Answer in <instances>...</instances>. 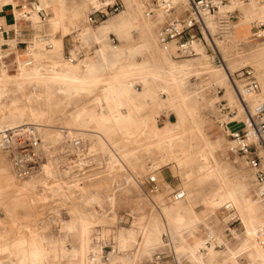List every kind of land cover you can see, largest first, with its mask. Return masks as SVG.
Returning <instances> with one entry per match:
<instances>
[{
    "label": "rangeland",
    "instance_id": "1",
    "mask_svg": "<svg viewBox=\"0 0 264 264\" xmlns=\"http://www.w3.org/2000/svg\"><path fill=\"white\" fill-rule=\"evenodd\" d=\"M134 2L142 4L143 9L147 7L146 0H134ZM224 3L219 8V12L228 11L230 14L228 25L219 28L216 17L207 16L206 19L213 22V28L210 30L207 24L205 30L197 31L193 43L195 53L177 54L174 43H171L169 51H165L157 44L156 29L164 18V13L157 6L151 17L160 14L162 18L160 21L153 24L147 23L144 13L139 11L125 28L136 31L134 33L129 30L114 32L113 34L117 37L115 45H119L121 41L123 45H132L141 41L154 42L160 52L153 54L151 50L134 57L126 56V60L139 63L143 58L148 61L165 57L173 62L191 60L196 63V61L205 60L211 66H225L229 73L228 80L235 94L237 90L233 80L239 83L238 75L245 68H252L262 92L264 32L261 36H256L253 32L255 20L264 17V0H224ZM124 8L125 3L121 10ZM180 8L182 6L178 10ZM44 10L48 17L49 11L45 8ZM178 10L172 14H177ZM87 22L96 25L102 21ZM40 23L45 26L47 19L41 20ZM42 32L48 34L52 44L50 47L40 38ZM75 34V30L65 34L58 30L44 28L32 34L18 48L14 47V41H9L11 48L7 50L13 51V54L8 56V61L6 60L9 72H16V64L13 62L15 51L26 52L30 41L37 39L42 44L43 52L33 58L34 63L43 66L46 70H49L51 65L66 68L69 64L72 69L69 75L83 79H99L96 84L86 90L63 92L64 94L47 97L41 85L25 84L22 89H17L10 83L5 99L8 102L9 97L14 96L20 99V104H25V98L28 97L30 99L27 102L28 105L43 110L45 118L39 123H47L53 126L51 129L54 130L50 132L43 130L42 136L47 141L60 144L58 126H66L79 133L87 142L86 144L98 152L99 166L96 172L98 175L85 182L78 192L64 189L60 182L51 179L53 171H60L62 161L65 160L62 159L63 154H60L56 160L46 159L42 163V165L49 164L50 170L42 168L44 173L17 178L13 174L8 153L0 150V261H3V256H10L11 260L17 259L21 250L19 241L27 240L30 235H36L38 239L54 244L57 258L48 264L73 262L78 253L74 251V247L79 246L81 239L89 243L83 255L90 264L87 253L93 246L94 234L99 232L103 236L114 235L120 249L124 250L114 255L107 264L113 263L115 258L118 260L116 264H138L143 260L144 254L151 256L152 252L162 249L160 246L150 250L145 248L146 232L153 226L154 221L158 222L161 241V234L166 230L173 238L175 252L183 253L185 259L191 262L190 264L194 263L184 251L186 246L200 248L198 253L204 254L213 248H215L213 251L223 249L226 241L237 243V239L232 238V230L240 234L244 227L236 207L231 204L233 206L231 209L225 208L223 203L212 209L205 202L223 177L225 181H235L237 177L244 175L248 188L253 193L256 191L251 168L243 156L227 151V137L218 123L220 118H239L237 113L230 114L228 117L226 112L221 114L218 109L220 101L228 104L227 85L219 81L221 73L199 69L200 72L191 75L185 85L181 86L182 88L161 86L156 82H149L144 86L140 80L133 78L135 75L128 74L131 81L119 83L122 93L113 97L110 91L106 90L114 74L113 71L116 72L122 68L124 70L128 63L122 60L103 66L95 53L98 44L92 41H80ZM55 41L59 43L57 51L46 54L45 52L53 49ZM68 52L76 57L74 61L67 60ZM228 61L236 63L232 70L228 68ZM89 64H94L98 72L88 71ZM3 66V61L0 60V68ZM124 73L127 75L128 72ZM128 75L123 77V80L128 78ZM123 100L128 104H121ZM228 105L236 112L235 104ZM3 108L4 106L0 103L1 112H5L2 111ZM8 112L6 110V114ZM129 112L131 116L127 120L118 121L113 118V115L126 116ZM166 122L172 123L171 134L177 135L171 153H167L162 144L154 142L147 133L148 130H163ZM143 123L147 128L143 126ZM205 139L211 142L209 165L215 170L219 169V175L215 171L212 173L214 170L212 168L210 175L196 174L197 165L200 163L197 153L204 146ZM148 174H154L160 184L158 191L149 194L145 181ZM31 178L37 179L28 182ZM113 178L117 180L118 188L115 192H110ZM126 180H128L127 184H125ZM55 187H59V190ZM176 187H183L186 194L189 192V197L193 199L191 201L184 199V202H187L181 209L177 205L179 199L172 200L169 197V191ZM94 192L97 194V200L102 203L105 195L109 192L112 194L110 212H107V208L103 206L104 203L96 209L89 205L87 198ZM255 196L256 194H253L252 198L256 199ZM168 206L174 209L170 211L172 220L182 221L190 217H198L208 223L209 227L198 230L184 246L170 225L169 218L167 219L164 215L163 208ZM122 214L125 215L122 219L124 221H118ZM129 214L132 215V220L127 219L131 217ZM55 216L59 218L52 221ZM71 219L72 221L68 223ZM73 224L74 228L67 227ZM83 224L85 230L81 228ZM207 231L214 233L219 245L211 244L202 249ZM121 233L124 240L120 237ZM221 237L225 242L221 241ZM198 239H201L202 243ZM4 247L5 249L2 250ZM241 260L242 264L246 262L243 257ZM257 262L258 260L247 261L248 264Z\"/></svg>",
    "mask_w": 264,
    "mask_h": 264
},
{
    "label": "bare ground",
    "instance_id": "2",
    "mask_svg": "<svg viewBox=\"0 0 264 264\" xmlns=\"http://www.w3.org/2000/svg\"><path fill=\"white\" fill-rule=\"evenodd\" d=\"M62 1L65 3V0ZM124 3L125 8L123 10H121L120 12L118 11L119 13L116 12L117 14L114 13L112 15H109L106 20L98 24V31L96 34L97 37H99L98 35H105L110 30L116 31L118 33L121 32L120 30L125 29L129 24V21L133 17H136L139 11H142V13H144V7L142 4H137L134 2V0H124ZM96 4L97 2L94 3L92 0H69L68 10L83 8L86 11L85 14L87 17V10L89 6ZM144 16L146 18L147 23H150V21H158V19H156L155 17L146 16L145 14ZM206 23L209 25L211 30V28H213V22L211 20L206 19ZM81 35L83 36L84 34ZM151 50L153 54H155V52H160L159 48L155 46L154 42L141 41L132 45H123V41H121L120 45L118 46L110 47L102 45L98 52H96L97 55L100 57V60H106L108 59L106 57L111 56L115 57L116 62L125 60L128 63L126 64L124 70L122 68V70L118 69L116 70V72L115 70L113 71L114 74L111 76L112 79H110V84L106 87V90L110 91L113 97L122 93L119 83H129L131 81V77L129 75L131 74L133 76L135 75V77L133 78L140 80L144 86H146L149 82H156L161 86L164 85L166 87L179 88L185 85L186 81L191 75L200 72L199 69L201 71H218L221 73L219 81L225 82L227 85L226 87L228 89V104H235L237 106L236 113L239 114V118L246 119L244 109L242 108V105L238 103L235 90L228 80L229 73L227 72L225 66H211L210 63H208L207 61L199 59H197L199 61H196V63L192 62L191 60L173 62L167 60L165 57L148 61L143 58L141 63L134 62L129 59L126 60L127 55H129L130 57H134L135 55H142L144 53L146 54L148 52H151ZM14 55L15 56L13 62L14 64H16V72L10 73L9 67L5 63V71L3 72V74L0 75V103L4 106L2 111H5L1 112L0 110V112L2 113V116L0 117V128L4 126H13L23 123H37L41 126L42 135L43 130L47 132L54 131L53 129H51L53 128V126L47 123H39L41 119L45 118L44 111L28 105L27 102L30 101L28 97L25 98V104H20V99L14 96H10L9 101H6L5 96L9 91L7 87L10 83L14 86V88L17 89H22L25 84H33L34 86L41 85L43 87V93L46 94L47 97H49L55 94H61L63 92L86 90L93 84H96L99 80L94 78L83 79L69 75L68 73L72 71V69H70L71 66L69 64L68 66L66 65V68H59L58 66L51 65L49 66L50 69L46 70L43 66L34 63L33 57L30 54L22 55L15 53ZM26 56H28V59L26 58ZM29 59H31L30 63L27 62V60ZM101 64H103L104 66L107 63ZM227 65L228 68L232 70L236 66V63L228 61ZM47 71L52 72L49 73ZM88 71L94 73L98 72V69L94 65H89ZM123 72H128L127 75L129 74L128 78L130 79L126 78L128 80H123L125 76L127 77V75H125V73L123 74ZM237 85H239V83H237ZM245 99L248 102L250 108H252L256 104V102L262 100L264 101V86L262 92H260L259 94H247L245 95ZM122 103L128 104V102L125 100L121 101V104ZM6 110L9 111L8 114H6ZM130 116L131 112H129L126 116L113 115V118L118 121H124L127 120ZM229 116L230 114H228V117ZM143 126L147 128L144 123ZM172 129V123L166 122V125L164 126L163 130H148L147 133L150 135L154 142H156L157 144H162L167 153H171L173 152V146L177 138V135L171 134ZM211 152V142L205 139L204 146L197 153L198 161L200 163L197 165L198 168L196 174H200L203 176L210 175L209 172L214 169L211 165H209L208 162V155L211 154ZM176 154L180 155V153H175V155ZM41 168H44L43 170H50L51 166L49 164H43L41 165ZM214 171L218 172V175L220 174L219 169H214L212 173ZM36 179L37 178H31V180H29L28 182L36 181ZM55 188L59 190V187ZM252 193L253 192L248 188V182L244 175L237 177L235 181H225V178L223 177L221 182L218 184V187L212 190L208 200H205V202L209 204L212 209L219 207L225 202H230L233 206L236 207V211L239 214V218L241 219L242 225L244 227V230L240 234H237L234 230L231 229L232 238L237 239V243L235 244H233L234 242L230 241L225 242L222 237L220 238L221 241L225 242V247L220 250V252L225 256L223 257L224 259L212 255L211 252L197 256L195 251L197 250V248H194L192 246L187 247L185 245V243L188 242L198 230L209 227L208 223L204 222L203 219L198 217H190L187 219H183L182 221H174L170 218V211L174 210L173 207L168 206L166 208H163L165 217L167 219L169 218L170 225L173 227L175 234L181 239L184 246H186L184 248V251L185 253H187L189 259L193 261V263L242 264L241 258L243 257L246 261L243 264H248V260L253 261L254 259H258L259 264H264V244H259L254 236L256 229L262 224H264V201L261 200V198L257 195V190L254 195L256 194L255 197L259 198H252ZM184 199H186L187 201L193 200L189 197L188 192L184 198L179 199L177 201L179 209H181L183 205H185V203L187 202H184ZM67 227L74 228L75 225H67ZM81 228L85 230V225H81ZM120 237L124 240V236L122 233L120 234ZM198 241L202 243L201 239H198ZM198 241L196 242L197 245L199 243ZM19 243L21 246V250L18 254L19 256L17 258V264H47L50 261H55L57 258V253L55 252V248H53L54 244L49 241H42L38 239L36 235H30L27 240H21L19 241ZM88 244L89 243L87 242V240L84 241L83 239H81L79 246H77L76 248L74 247V251H79L80 253H83L84 249L88 247ZM144 244L145 248L149 250L154 249L161 244L160 229L158 227L157 221H154L153 226H151V228L147 230ZM4 249L5 247L2 250ZM79 259L80 264H86L83 257L80 256ZM1 263L2 262L0 261V264Z\"/></svg>",
    "mask_w": 264,
    "mask_h": 264
},
{
    "label": "built area",
    "instance_id": "3",
    "mask_svg": "<svg viewBox=\"0 0 264 264\" xmlns=\"http://www.w3.org/2000/svg\"><path fill=\"white\" fill-rule=\"evenodd\" d=\"M19 1L20 16L28 17L36 0ZM223 4H225L224 0H146L147 7L144 9V14L151 17L156 9L155 6L164 13V18L156 29V42L161 48L169 51L171 43H174L177 54H192L195 53L193 43L197 31L202 32L207 28V16L216 17L219 28L228 25L230 17L228 11L219 12V8ZM180 6L182 8L178 10ZM123 7L124 0H98L96 5L89 6L87 21L91 23L99 22L120 11ZM176 10H178L177 14H172ZM36 12L40 20L47 19V12L43 7L37 8ZM254 28L253 33L256 36H261L264 32V17L255 20ZM1 29L2 25L0 24ZM108 37L109 42L115 45L117 37L113 33H109ZM40 38L45 41V45L49 47L52 45L48 34L42 33ZM8 54L9 51L0 46V59ZM75 59L76 57L68 52L67 60L72 62ZM27 62L30 63L31 59ZM238 77L239 85L233 80L237 90L236 98L244 109L246 119L237 117L220 118L218 123L227 137V151L245 158L253 173L257 195L264 201V101H258L250 108L245 99L247 94H259L261 86L252 68H245ZM218 109L221 114H224V112L226 114L236 113L234 109L229 108L225 101L219 102ZM231 123H235V126L232 127ZM57 131L60 144L45 140L42 136L41 126L37 123L4 126L0 128V150L8 153L13 174L17 178H26L36 173H44L41 168L44 160H56L60 154H63L62 159L65 160L62 161L61 169L60 171L54 170L51 179L60 182L64 189L78 192L85 182L98 175L96 173L99 166L98 152L87 145L85 139L71 128L58 126ZM145 181L148 185V194L159 190L160 184L154 174H148ZM127 183L128 180L125 184ZM111 184L112 189L110 192H115L118 188L117 180L113 178ZM110 192L104 196L103 202L107 212L111 211L110 200L112 194ZM96 195L94 192L87 198L89 205L95 209L103 204L97 200ZM185 195L186 190L183 187L172 188L169 191V197L172 200L181 199ZM223 205L225 208H232L230 202H225ZM124 217V214L120 215L118 221H124L122 220ZM58 218V216H55L52 221ZM132 218L131 215L127 219L132 220ZM163 235L167 237L166 243L172 248V239H170L166 230L163 231ZM254 236L259 244H264V224L256 229ZM92 244V248L87 253L90 264L109 262L115 254L124 251L120 249L116 238L112 234L103 236L96 232ZM203 244L202 249L211 244L219 245V242L212 231H207ZM160 259L161 252L155 253L153 264H158Z\"/></svg>",
    "mask_w": 264,
    "mask_h": 264
},
{
    "label": "crops",
    "instance_id": "4",
    "mask_svg": "<svg viewBox=\"0 0 264 264\" xmlns=\"http://www.w3.org/2000/svg\"><path fill=\"white\" fill-rule=\"evenodd\" d=\"M68 1L69 0H65V3H64L62 0H49V2H45V0H36L34 2V8L31 9L30 11L31 13L29 14V16L21 17L20 16L21 8L19 7L20 5L19 0H0V24L2 25V29L0 30V42H1L0 46H3L7 50L11 48L10 42L14 41L13 42L14 47L18 48V46H21V43H25L32 34L36 33L37 31H42L44 28H48L50 30H58L61 33H65V34H68L75 30L76 31L75 35L77 39H80V41H85V42L92 41V42L97 43L98 47L96 49L98 50L102 47V45H106L110 47L118 46V45L111 44L108 39L109 33L110 32L114 33L116 31L110 30L105 35L104 34L98 35L99 37H97L96 34L98 31L97 27L99 23L96 25L89 24L87 22V17L85 14L86 11L83 8L68 10V6H69ZM39 7H44L46 10L49 11V16L47 17V24L45 26H43L40 23L41 20L39 19V16L37 15V12H36V9ZM155 18L158 19V21L162 19L160 17V14H155ZM104 20H101V21H104ZM156 22L157 20L150 21V24H153ZM125 30H129L132 33L136 31L135 29H132V28L121 29L120 31H125ZM42 33L46 34V32H42ZM81 34H84V35L82 36ZM58 44L59 43L55 41V46L53 47V49L45 53L49 54L53 51L56 52L58 49ZM96 49H95V53L98 52V50ZM62 50H63V42H62ZM7 51H9V54L0 59L3 61V65H4L3 68H0V75L3 74V72L5 71V68H6L5 63L8 61L7 60L8 56L13 54L12 50H7ZM41 52H43L42 44L37 39L30 41L26 52L25 51L20 52L18 50L15 51L16 54H22V55L30 54L33 58L36 57L37 55L42 54ZM97 57L99 58L100 63L109 64V63L116 62L115 57L108 56L106 57L108 58L106 60H100V57L98 55ZM89 65H94V64H89ZM94 77H97V76H94ZM231 126L233 127L235 125L231 123ZM255 192L256 191H254V193ZM254 193H252V196ZM256 198H259V197H256ZM70 221H72V219L68 220V223ZM161 236H162V241H161V245L159 246L162 247V249L152 252L151 256H149L148 254H144L143 260L138 264H153V255L157 252H161V259L158 261L159 262L158 264H190L191 263L190 261L185 259V257L183 256V253L175 252L173 242H172V248L168 246V244L166 243L167 237L163 235V232ZM170 239L173 240V238L171 237ZM199 249L200 248L195 250L197 256L198 255L200 256L202 254V252L200 254L198 253ZM213 250H215V248H213ZM213 250L210 251L212 255L217 256L218 258L220 257L221 259H224L223 257L225 256L220 252V250L219 251L218 250L213 251ZM77 252H78L76 253L77 258L73 262L68 263V264H80L79 263L80 256H82L85 263L88 264V262L85 259V255H83V253H80L79 251ZM144 253H147V252H144ZM2 260L3 261L1 264H17L18 262L17 259L11 260L10 256L8 257L3 256ZM255 260H258V259H254L253 261ZM117 262L118 260H116L115 258V260L111 264H114V263L116 264ZM107 263L108 262H101L98 264H107ZM256 264H259V260Z\"/></svg>",
    "mask_w": 264,
    "mask_h": 264
}]
</instances>
